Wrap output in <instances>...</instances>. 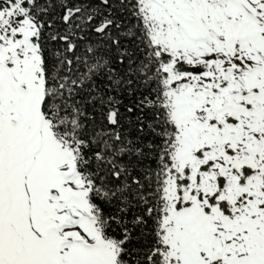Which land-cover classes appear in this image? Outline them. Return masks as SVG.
I'll list each match as a JSON object with an SVG mask.
<instances>
[{
  "label": "snow or ice",
  "instance_id": "1",
  "mask_svg": "<svg viewBox=\"0 0 264 264\" xmlns=\"http://www.w3.org/2000/svg\"><path fill=\"white\" fill-rule=\"evenodd\" d=\"M0 264H264V0H0Z\"/></svg>",
  "mask_w": 264,
  "mask_h": 264
}]
</instances>
